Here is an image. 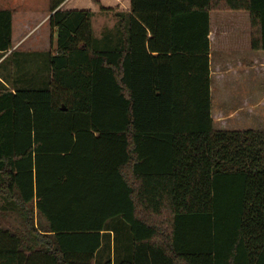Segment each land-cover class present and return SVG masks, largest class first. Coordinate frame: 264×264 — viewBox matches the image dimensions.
<instances>
[{
	"label": "trees",
	"instance_id": "trees-1",
	"mask_svg": "<svg viewBox=\"0 0 264 264\" xmlns=\"http://www.w3.org/2000/svg\"><path fill=\"white\" fill-rule=\"evenodd\" d=\"M66 1L43 52L0 10V264H264V131L214 130L209 58L212 12L264 52V0H129L100 38Z\"/></svg>",
	"mask_w": 264,
	"mask_h": 264
},
{
	"label": "crops",
	"instance_id": "crops-1",
	"mask_svg": "<svg viewBox=\"0 0 264 264\" xmlns=\"http://www.w3.org/2000/svg\"><path fill=\"white\" fill-rule=\"evenodd\" d=\"M68 1L69 0H67L62 5L63 9ZM102 1L103 0H78L77 3H75L76 6H82V8L84 9L70 10H90L95 15V12L99 11L96 7L97 3L101 4ZM102 6L104 8H109L107 5L102 4ZM129 8V0H115V7H111V9H114L115 12H129ZM0 10H10L13 12L12 45L13 50L20 51L19 48L20 46H22V40L20 38L21 36L18 38L15 27L16 23L19 22L18 17L21 19V24L25 25V28H27V26L31 23L36 24L40 20V17H38L37 12L20 13V15L18 16L15 0H0ZM235 13L240 14H234L238 17L236 19L235 17L231 19H233L239 26L235 30L231 29V31H227L226 29L221 27L218 38L219 47L221 45L222 50L217 55L215 54L216 51L213 53L211 49V44L216 43L215 41L217 40V35L212 31L213 28L210 25L209 58L211 70V102L213 100L214 92L212 84H217L216 88L221 89L222 95L224 97L226 96L228 98L229 96H232V99H234L232 103L225 101L226 106L223 105L224 103L220 104L219 106L223 107L216 108V112H214V109L212 107L211 115L213 119V128L217 127L218 131H221L220 129L224 128V126H228V123H225L224 121L227 120L225 119L226 117H232L234 120L238 119L239 124L244 123L245 126H253L252 122H257V84H264L262 83L264 82V71H262V69H264V52H258L251 49L249 15L247 12ZM49 16L50 14H47V24ZM98 18L100 21H103L105 19L102 16ZM220 21L224 20L220 19ZM232 23L233 21L230 24ZM115 25L116 21L114 20L110 28L113 27L114 29ZM101 35H99V37L97 38H100ZM48 42L50 43V37ZM30 44H32V42ZM258 77H260V80L262 82H258ZM229 106L231 107L230 109Z\"/></svg>",
	"mask_w": 264,
	"mask_h": 264
},
{
	"label": "rangeland",
	"instance_id": "rangeland-1",
	"mask_svg": "<svg viewBox=\"0 0 264 264\" xmlns=\"http://www.w3.org/2000/svg\"><path fill=\"white\" fill-rule=\"evenodd\" d=\"M12 1V0H11ZM78 0H69L68 3L65 5L64 9L70 10V9H84L82 6H76L75 3H77ZM95 1V0H93ZM124 1V0H121ZM103 2V3H102ZM100 3H97V9L99 11L95 12V15L92 20V25H93V32L95 37H99L102 32L108 31V29H113L110 28L111 25L113 24V21L115 20L113 18V15L102 12L100 9L104 8L103 5H107L109 8L115 7V0H103ZM16 7H17V15L19 16L20 13H25V12H37L38 17H40V20L36 24H29L27 28H25L24 24H21V19L18 17V21L16 23V32L18 38L20 37L22 40V46H20V51H30V52H35V51H47L50 48V43L48 42L49 37H50V29L47 24V14L49 11V0H15ZM94 3V2H93ZM234 14H240V13H235V12H212L210 13V25L212 26V31L215 32L217 35V40L215 41L216 43L211 44V49L213 53L216 51V55L221 52L222 46L220 45L219 47V38L218 35L220 34L219 32L221 31V27L226 29L227 31L231 29L235 30L239 25L231 19L235 17V19L238 16H235ZM244 14V13H242ZM41 15V16H40ZM104 17L105 19L102 21L99 20L98 17ZM224 20V21H220ZM229 19V20H225ZM233 21L232 24H230ZM232 39V38H231ZM222 41V40H220ZM32 42V44H30ZM261 71V70H260ZM264 71V69H262ZM260 77H258V82H260ZM262 82V81H261ZM264 83V82H262ZM217 84H212L213 88V100H212V107L214 109V112H216V108L223 107L219 106L220 104L224 103L223 105L226 106V102L232 103L234 99H232V96H229L228 98L222 95L221 89H217ZM233 105V104H231ZM227 108V107H226ZM231 107L229 106V109ZM257 122H252L253 126L249 125H244V123L239 124L238 119H233L226 117L224 120L225 123H228V126H224V128H221V131H241V130H255V131H264V84H257ZM243 122V121H240ZM217 130L218 128H214ZM3 203L0 199V209H2ZM5 209V208H4ZM9 222L10 225L14 226L17 225L15 222V219L12 218L11 216L9 217Z\"/></svg>",
	"mask_w": 264,
	"mask_h": 264
},
{
	"label": "water",
	"instance_id": "water-1",
	"mask_svg": "<svg viewBox=\"0 0 264 264\" xmlns=\"http://www.w3.org/2000/svg\"><path fill=\"white\" fill-rule=\"evenodd\" d=\"M62 110H64V108H62Z\"/></svg>",
	"mask_w": 264,
	"mask_h": 264
}]
</instances>
